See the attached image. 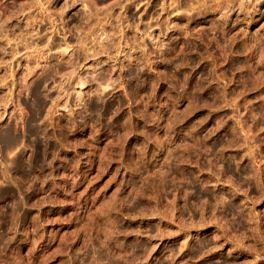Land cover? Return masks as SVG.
I'll list each match as a JSON object with an SVG mask.
<instances>
[{"label": "rangeland", "instance_id": "374dc122", "mask_svg": "<svg viewBox=\"0 0 264 264\" xmlns=\"http://www.w3.org/2000/svg\"><path fill=\"white\" fill-rule=\"evenodd\" d=\"M33 1L0 0V264H264V0H56L104 10L82 47Z\"/></svg>", "mask_w": 264, "mask_h": 264}, {"label": "bare ground", "instance_id": "6f19581e", "mask_svg": "<svg viewBox=\"0 0 264 264\" xmlns=\"http://www.w3.org/2000/svg\"><path fill=\"white\" fill-rule=\"evenodd\" d=\"M67 1V0H66ZM48 2H50L49 0H48ZM56 3V0H51V2H50V4H55ZM64 3V2H63ZM62 3V4H63ZM25 5H27V7L29 8H31V7H34V6H36V0L35 1H33V2H30L29 4H24V6ZM23 6V7H24ZM66 6H67V4H63V6L61 7V11H60V14H58V16L60 17V18H63V16L66 14L65 13V9H66ZM20 7V6H19ZM22 7V6H21ZM20 7V8H21ZM26 8V7H25ZM60 8V7H59ZM87 8V7H86ZM22 9V8H21ZM68 9V8H67ZM20 10V9H19ZM23 10H25V9H23ZM55 10V9H54ZM20 12V11H19ZM22 12V11H21ZM87 14H85L84 12V14H85V16L83 15V17L81 16L80 17V19H79V17H77V19L76 20H78V22H76V23H78L79 25H80V27H81V30L83 31V34H82V38H80L79 39V41H78V43H79V46L80 47H82L83 46V43L88 39V35H89V33L90 32H92L93 30H92V28H94V23L91 25L92 27L90 28V27H88V23L89 22H91L92 20H93V22L95 21V24H97L98 23V21H99V18L97 17V16H99L98 14L100 13L99 11H97V10H95V9H93L92 7H90V6H88V8H87ZM65 13V14H64ZM76 14V13H75ZM87 15V16H86ZM67 18V17H66ZM33 20V19H32ZM34 21V20H33ZM32 21V22H33ZM72 22V21H71ZM97 22V23H96ZM30 23V22H29ZM76 23H74V24H76ZM33 24V23H32ZM32 24H30V25H32ZM64 24V23H63ZM29 25V26H30ZM34 25H35V22H34ZM79 25H78V27H79ZM94 25V26H93ZM26 26H28V25H26ZM70 26V25H69ZM77 26V25H76ZM87 26V27H86ZM90 26V25H89ZM71 28V27H70ZM76 28V27H75ZM74 29V28H73ZM79 29V28H78ZM95 29V28H94ZM92 30V31H91ZM1 32V31H0ZM90 34H92V33H90ZM24 37V36H23ZM42 40L40 39V42H41ZM53 41V40H52ZM56 41V40H55ZM39 43V42H38ZM52 43V42H51ZM55 42L53 41V44H54ZM50 46H52V45H50ZM52 47H54V46H52ZM13 51V50H12ZM16 52V51H15ZM36 52V51H35ZM38 52V51H37ZM38 54V53H37ZM16 54H14V56H15ZM39 55V54H38ZM37 56V55H36ZM60 56H61V54H60ZM62 56H64L63 54H62ZM39 57V56H38ZM38 57H36V58H38ZM80 57H82V56H80V55H78L76 58L77 59H79ZM35 58V57H34ZM63 58V57H62ZM56 59L58 60V57H56ZM64 60V63L65 64H67V65H72V62H71V60H65V59H63ZM62 60V61H63ZM60 61V60H59ZM60 63V62H59ZM59 63H56L55 65H54V67H53V70H54V73H55V75H60L63 71H64V68H62V67H60L59 66ZM74 63H75V61H74ZM50 66L51 65H49V68H50ZM46 67H48L47 65H46ZM34 69V68H33ZM41 70V69H40ZM43 70V69H42ZM42 72V71H41ZM30 75V74H29ZM51 78V77H50ZM42 83H44V78H42L38 83H37V88L40 86V85H42ZM36 88V89H37ZM41 88V87H40ZM35 90V89H34ZM34 94V93H33ZM35 95V94H34ZM4 140H5V138H4ZM6 140H7V142L8 143H11L13 140H12V137H10V136H7L6 137ZM6 142V141H5ZM15 142V141H14ZM12 144V143H11ZM8 146H9V144H8ZM11 146V145H10Z\"/></svg>", "mask_w": 264, "mask_h": 264}, {"label": "flooded vegetation", "instance_id": "af4514ba", "mask_svg": "<svg viewBox=\"0 0 264 264\" xmlns=\"http://www.w3.org/2000/svg\"><path fill=\"white\" fill-rule=\"evenodd\" d=\"M100 1H103V0H98V1H96L95 3H97V4H99L100 3ZM53 6V8L55 9H53V11L56 13V15H54L59 21H61V23H64L63 25V29H64V33H67V31L69 32V33H71V31L73 32V31H76L77 32V30L80 32V33H82L83 34V31L81 30V27H80V25L78 24V23H76V22H78V20H76L77 19V17H79V19H80V17L82 16L83 17V8H81V7H79V8H75L74 6H73V8H72V4H67V6H66V10H67V14H65L64 16H63V19H61V18H59V16H58V13L61 11V7L63 6L62 4H60L59 6H56V4H54V5H52ZM60 7V8H59ZM68 8V9H67ZM73 9H75L74 11H73ZM98 9V8H97ZM87 11V10H86ZM98 11V10H97ZM103 12L104 10H102V8H99V12ZM76 13V14H75ZM67 17V18H66ZM72 21V22H71ZM74 23H76V24H74ZM70 25V26H69ZM77 25V26H76ZM78 25H79V27H78ZM71 27V28H70ZM76 27V28H75ZM74 28V29H73ZM79 28V29H78ZM43 32L44 31H41L40 32V37H38V39H37V43L36 44H38V46H49L50 48H53V49H56L59 45H60V41L58 40V39H56V37L54 38H48V37H45L44 35H43ZM42 34V35H41ZM82 34L80 35V37H79V39L80 38H82L83 36H82ZM41 36H43V37H41ZM64 37H66V35L64 36ZM40 39L42 40L41 42H40ZM68 39H76V38H70V37H68ZM55 42L54 44H53V41ZM56 40V41H55ZM39 42V43H38ZM52 42V43H51ZM47 43V44H46ZM50 45H52V46H54V47H52V46H50Z\"/></svg>", "mask_w": 264, "mask_h": 264}]
</instances>
